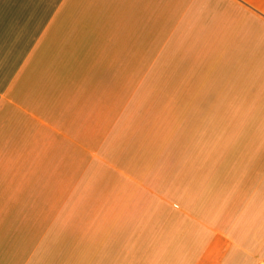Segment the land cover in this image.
<instances>
[{"label": "crops", "instance_id": "obj_1", "mask_svg": "<svg viewBox=\"0 0 264 264\" xmlns=\"http://www.w3.org/2000/svg\"><path fill=\"white\" fill-rule=\"evenodd\" d=\"M0 264H264V0H0Z\"/></svg>", "mask_w": 264, "mask_h": 264}]
</instances>
